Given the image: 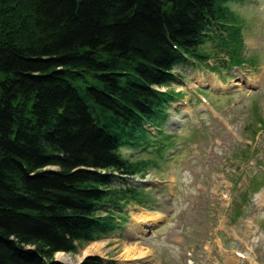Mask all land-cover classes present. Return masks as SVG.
<instances>
[{
  "label": "trees",
  "instance_id": "obj_1",
  "mask_svg": "<svg viewBox=\"0 0 264 264\" xmlns=\"http://www.w3.org/2000/svg\"><path fill=\"white\" fill-rule=\"evenodd\" d=\"M228 2L0 0V264H62L56 252L104 238L142 205L127 177L147 162L121 148L151 144L145 125L160 128L179 97L159 87L206 63L205 42L242 62Z\"/></svg>",
  "mask_w": 264,
  "mask_h": 264
},
{
  "label": "rangeland",
  "instance_id": "obj_2",
  "mask_svg": "<svg viewBox=\"0 0 264 264\" xmlns=\"http://www.w3.org/2000/svg\"><path fill=\"white\" fill-rule=\"evenodd\" d=\"M234 21L229 27L241 34L235 13ZM240 43V64L230 60L234 49L207 41V63L178 67L182 79L167 89L180 98L160 130L147 125L151 144L121 148L125 157L147 162L128 181L143 188L145 207H126L116 229L93 241L101 243L91 254L107 264H264V97L245 83L264 80V59L241 37ZM156 213L158 220L141 230L139 218ZM90 243L68 253L72 263Z\"/></svg>",
  "mask_w": 264,
  "mask_h": 264
},
{
  "label": "clouds",
  "instance_id": "obj_3",
  "mask_svg": "<svg viewBox=\"0 0 264 264\" xmlns=\"http://www.w3.org/2000/svg\"><path fill=\"white\" fill-rule=\"evenodd\" d=\"M230 11L243 22L241 40L247 51L264 59V0H253L245 5H232ZM246 90L264 97V80L246 81Z\"/></svg>",
  "mask_w": 264,
  "mask_h": 264
},
{
  "label": "bare ground",
  "instance_id": "obj_4",
  "mask_svg": "<svg viewBox=\"0 0 264 264\" xmlns=\"http://www.w3.org/2000/svg\"><path fill=\"white\" fill-rule=\"evenodd\" d=\"M50 167H54V166H50ZM48 167V168H50ZM160 217V215H158L157 217V213L156 215H145V217H142V218H139V224L138 226H140V229L141 230H147L148 228H150L149 226L152 225L155 221L158 220V218ZM101 241H98V242H92L90 243L87 248L83 249L82 250V256L79 257V260H81L84 256L88 255V254H91L92 253V250L94 249L93 247L95 245H98L100 244ZM125 251H128L127 248L124 249ZM145 255V251L144 252H139L138 256L139 258L141 257H144ZM55 257L60 260L61 262H71L72 261V257L68 254V253H64V252H61V251H58L56 252L55 254Z\"/></svg>",
  "mask_w": 264,
  "mask_h": 264
},
{
  "label": "water",
  "instance_id": "obj_5",
  "mask_svg": "<svg viewBox=\"0 0 264 264\" xmlns=\"http://www.w3.org/2000/svg\"><path fill=\"white\" fill-rule=\"evenodd\" d=\"M54 261H58V262H60V263H63V264H72L71 262H61L60 260H58L56 257L54 258ZM80 261V260H79ZM79 261H77V262H79ZM75 264H77V263H75Z\"/></svg>",
  "mask_w": 264,
  "mask_h": 264
}]
</instances>
